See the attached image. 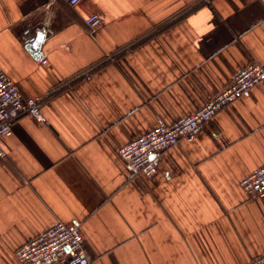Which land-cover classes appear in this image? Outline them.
Here are the masks:
<instances>
[{
  "label": "crops",
  "instance_id": "1",
  "mask_svg": "<svg viewBox=\"0 0 264 264\" xmlns=\"http://www.w3.org/2000/svg\"><path fill=\"white\" fill-rule=\"evenodd\" d=\"M0 0V70L42 112L13 122L0 158V264L57 221L79 223L91 264H250L264 198V80L161 156L153 178L118 152L264 65V0ZM104 23L93 31L88 15ZM43 32L41 63L26 45ZM54 264V263H46Z\"/></svg>",
  "mask_w": 264,
  "mask_h": 264
},
{
  "label": "built area",
  "instance_id": "2",
  "mask_svg": "<svg viewBox=\"0 0 264 264\" xmlns=\"http://www.w3.org/2000/svg\"><path fill=\"white\" fill-rule=\"evenodd\" d=\"M56 1L58 0L50 2ZM65 1L72 6L81 2ZM86 22L95 31L103 25L104 20L99 13H93L87 16ZM35 40L34 35H28L23 43L31 46ZM32 53L41 63L47 62V59L42 57L40 48H33ZM263 80L264 65L255 60L251 61L238 71L231 85L208 99L202 107L173 124L159 121L146 133L120 146L119 154L132 171L153 178L158 173L161 156L166 149L178 144L182 137L202 131L215 114L250 92L253 86ZM43 101L42 95L24 96L18 84L5 71L0 70V158L7 155L1 139L12 135L13 122L17 118L29 114L42 123L49 122L42 112ZM240 184L250 197L264 198V165L244 177ZM80 226L79 223L57 221L19 246L15 251L16 261L23 264H91ZM250 264H264V253L252 258Z\"/></svg>",
  "mask_w": 264,
  "mask_h": 264
},
{
  "label": "water",
  "instance_id": "3",
  "mask_svg": "<svg viewBox=\"0 0 264 264\" xmlns=\"http://www.w3.org/2000/svg\"><path fill=\"white\" fill-rule=\"evenodd\" d=\"M43 39V32H38L35 42L31 45L32 48H37Z\"/></svg>",
  "mask_w": 264,
  "mask_h": 264
}]
</instances>
